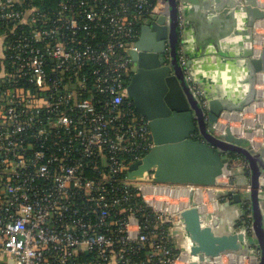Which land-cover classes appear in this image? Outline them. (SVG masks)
Masks as SVG:
<instances>
[{"label": "built area", "instance_id": "obj_1", "mask_svg": "<svg viewBox=\"0 0 264 264\" xmlns=\"http://www.w3.org/2000/svg\"><path fill=\"white\" fill-rule=\"evenodd\" d=\"M18 1L0 0L2 19L31 26L16 53H9L10 69L0 83V264H190L178 215L189 190L197 205L213 210L214 187L158 183L152 173L128 177L130 165L152 146L146 119L130 117L131 51L142 18L165 2L60 0L52 18L36 7L16 10ZM98 28L107 33L92 45L88 40ZM254 35L258 57L264 20L255 23ZM178 58L185 67L181 51ZM84 67L92 82L85 73L79 78L76 70ZM184 74L205 108L200 85L186 68ZM21 82L26 86L18 87ZM256 88L248 106L254 110L264 107L262 77ZM97 93L108 96L99 107ZM92 156L102 167L89 177ZM134 189L143 204L133 202ZM85 191L91 195L83 198ZM77 194L84 200L82 212ZM243 223L251 232L250 220ZM81 254L92 256L79 262Z\"/></svg>", "mask_w": 264, "mask_h": 264}, {"label": "water", "instance_id": "obj_2", "mask_svg": "<svg viewBox=\"0 0 264 264\" xmlns=\"http://www.w3.org/2000/svg\"><path fill=\"white\" fill-rule=\"evenodd\" d=\"M162 1V9L142 18L131 51L133 64L126 91L135 110L147 121L152 146L130 165L128 177L144 179L152 173V180L158 183L214 187L213 210L197 205L194 190H189L185 208L178 215L184 236L182 249L190 264H264V123L235 132L222 122L230 115L232 120L234 112L240 113L255 101L261 77L264 102V39L258 57L253 49L254 25L264 20V5L258 0H225L222 7L205 10L207 16L214 14L210 19L236 15L238 20L246 14V71L238 82L243 85L242 92L233 98L209 93L190 69L191 61L181 66L179 40L187 27L186 3ZM185 68L200 85L205 108L190 89ZM258 134L263 139L259 145L253 141ZM248 212L251 232L242 221Z\"/></svg>", "mask_w": 264, "mask_h": 264}, {"label": "crops", "instance_id": "obj_3", "mask_svg": "<svg viewBox=\"0 0 264 264\" xmlns=\"http://www.w3.org/2000/svg\"><path fill=\"white\" fill-rule=\"evenodd\" d=\"M188 10L187 27L180 35L179 48L191 61L190 69L196 74L209 93L226 95L236 98L242 92L243 85H239V77L244 75L246 69L244 58L247 38L246 14L239 17H215L214 14H205L208 6H223L225 0H184ZM213 8V9H214ZM4 49L0 34V52ZM245 114L232 115L231 126L234 131L254 129L264 123V107L246 108ZM227 124V119L222 120ZM257 142L261 143L260 134L254 135ZM208 210V209H207ZM212 210V209H210ZM208 210V211H210Z\"/></svg>", "mask_w": 264, "mask_h": 264}, {"label": "trees", "instance_id": "obj_4", "mask_svg": "<svg viewBox=\"0 0 264 264\" xmlns=\"http://www.w3.org/2000/svg\"><path fill=\"white\" fill-rule=\"evenodd\" d=\"M59 1L60 0H19L15 4L14 9L25 11L27 9H30L31 7H36L38 9H40L41 11L46 12L49 16H52V18H54L55 17V11L57 10ZM150 2H151V4H154L155 0H150ZM150 9H151V7H150ZM0 13H1V11H0ZM29 27H31V26H28L25 23L24 24L20 23L19 20L2 19L0 17V34L2 36V41L4 44V49H2L0 52V83L1 82L3 83V80H4L3 73L8 71V69H10L11 62L9 63V61L11 58L9 57V53H11L13 51L16 53L15 48L20 44V42L22 41L21 39L23 38L22 37L20 39V37L22 35L28 33V31L30 30ZM135 27L138 29L137 25H135ZM98 29L96 31V37L90 38L88 40L92 45H96V42H101L102 40H104V36L107 33V30H105V29H99V30ZM34 45L38 46V44H34ZM5 47L7 49H5ZM3 56H5V57L3 58ZM74 72L75 71L72 70V74H74ZM76 72H77L79 78H81L83 73L87 74L88 75L87 80L89 82H92V77L88 74V68L87 67L80 68V69L76 70ZM21 83H22V85L18 84V87L23 88L26 86V84L24 82H21ZM8 86H6V87H8ZM0 87H1V85H0ZM96 95H97L96 100H98V103L96 105L98 107H99V105H104V102L108 99V96L106 94H103V93H97ZM81 97L86 98V96H81ZM129 107L133 108V104H131V106H129ZM123 109H124V112H127V106L126 105L123 106ZM130 114H131L130 117H134L137 119L140 117V114L135 109H133L132 113L130 112ZM143 119L145 120V118H143ZM129 157H130V155H128V158ZM88 162H89L90 166L86 168L85 174L89 177H94L95 176V174H94L95 169L102 167L101 161L99 162L98 158H96L95 156H92ZM89 195H91V192L85 191L84 195L82 197L84 198V197H87ZM132 195H134L133 202H135L136 205L143 204L141 198L139 197V195L137 193V190H135V189L132 190ZM76 201L78 203V208L80 209V212H82L84 200L81 197H79V195L77 194L76 195ZM124 211H125V209H124V207H122L120 212H124ZM143 212L144 211H140L138 213L139 217L142 220H144V217H145L142 215ZM91 216H93V215H91ZM246 220H249V217L245 216L244 221H246ZM91 256H92L91 254H81L79 256V258H80L79 262L84 261V260H88L89 258H91Z\"/></svg>", "mask_w": 264, "mask_h": 264}, {"label": "flooded vegetation", "instance_id": "obj_5", "mask_svg": "<svg viewBox=\"0 0 264 264\" xmlns=\"http://www.w3.org/2000/svg\"><path fill=\"white\" fill-rule=\"evenodd\" d=\"M246 208H248V205L247 204H246ZM245 216L249 217V220H250L249 212ZM245 216L242 218V221H244Z\"/></svg>", "mask_w": 264, "mask_h": 264}]
</instances>
